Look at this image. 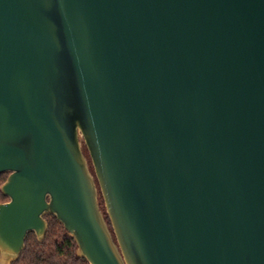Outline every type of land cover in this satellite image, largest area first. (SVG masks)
<instances>
[{
    "label": "water",
    "instance_id": "1",
    "mask_svg": "<svg viewBox=\"0 0 264 264\" xmlns=\"http://www.w3.org/2000/svg\"><path fill=\"white\" fill-rule=\"evenodd\" d=\"M5 173L0 264H264V0H0Z\"/></svg>",
    "mask_w": 264,
    "mask_h": 264
},
{
    "label": "trees",
    "instance_id": "2",
    "mask_svg": "<svg viewBox=\"0 0 264 264\" xmlns=\"http://www.w3.org/2000/svg\"><path fill=\"white\" fill-rule=\"evenodd\" d=\"M83 150L89 159L86 148L84 147ZM7 177L8 173L0 175V187ZM7 201L8 198L0 191V203ZM100 206L102 211L105 212L102 198H100ZM105 218L110 225L107 215H105ZM45 220L48 222L45 239L40 242L34 233H30L25 242V249L18 260L12 264H89L85 258L78 256L77 243L57 218L53 215H46Z\"/></svg>",
    "mask_w": 264,
    "mask_h": 264
}]
</instances>
